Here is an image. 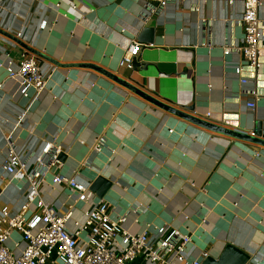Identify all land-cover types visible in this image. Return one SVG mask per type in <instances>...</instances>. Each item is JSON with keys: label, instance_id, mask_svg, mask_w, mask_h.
Wrapping results in <instances>:
<instances>
[{"label": "crops", "instance_id": "1", "mask_svg": "<svg viewBox=\"0 0 264 264\" xmlns=\"http://www.w3.org/2000/svg\"><path fill=\"white\" fill-rule=\"evenodd\" d=\"M243 13V0H182L147 19L144 0L1 3L0 207L19 213L28 192L5 171L7 136L31 161L56 139L66 160L55 173L112 183L88 202L46 180L43 197L60 215L72 212L69 229L103 199L132 233L167 226L192 234L190 258H218L231 244L251 255L247 264H264V145L243 137H261L255 127L264 118V0L261 64L244 69L248 85L235 72L241 54H224L243 44ZM134 41L138 67L121 64ZM23 45L49 75L30 98L8 75Z\"/></svg>", "mask_w": 264, "mask_h": 264}, {"label": "built area", "instance_id": "2", "mask_svg": "<svg viewBox=\"0 0 264 264\" xmlns=\"http://www.w3.org/2000/svg\"><path fill=\"white\" fill-rule=\"evenodd\" d=\"M6 1L0 0V4ZM144 1L147 19L151 13L182 0ZM262 2L243 0V44L238 47L224 46V54L237 51L242 56V62L235 66V72L241 77L243 85L253 83L243 75L244 69L249 67L257 70L261 64L263 25L259 11ZM196 11H200L199 7ZM46 24L47 21H43L41 27L44 28ZM140 51L141 43L132 42L120 63H132ZM8 75L19 81L20 93L25 98L31 97L32 90L37 94L42 91L49 77L38 58L27 50L21 54L16 68L8 67ZM2 88L3 84L0 83V98ZM250 93L253 100L248 102V106L255 109L260 95L255 89ZM25 116L24 112L19 121ZM1 119L0 115V125ZM6 140L8 159L5 171L11 180L26 181L28 192L19 213L14 214L8 206L0 207V264H134L138 259H141V264H202L208 257L204 251L201 259L190 258L193 236L188 232L167 226H158L153 233L148 230L130 232L123 226L126 216L114 218L109 202L103 199L92 205L83 222H75L74 230L69 229L67 221L72 212L60 215L43 197V185L51 176L53 184L65 185L79 200L89 202L93 198L91 184L79 181L76 176L55 173L61 166L60 155L63 152V147L56 139H45L40 152L32 161L24 159L17 152L9 135ZM101 149L99 143L94 146L97 152ZM32 206L36 210L31 211ZM14 235L19 238L15 240V246Z\"/></svg>", "mask_w": 264, "mask_h": 264}, {"label": "water", "instance_id": "3", "mask_svg": "<svg viewBox=\"0 0 264 264\" xmlns=\"http://www.w3.org/2000/svg\"><path fill=\"white\" fill-rule=\"evenodd\" d=\"M23 46L25 50L35 54V51L32 48H30L28 45H23ZM132 65L138 67V62L136 57L134 58ZM177 113H180L181 115H184L187 118H191L195 120V118H192L189 115L182 114L181 112H177ZM199 123L201 125H204V127L218 130L216 126H213L208 122L200 121ZM255 130L256 133L262 138L256 136H246V135H243V137H249V139H251L252 141L264 145V118L256 122ZM60 160L61 162H64L66 160V155L61 153ZM58 171L59 170H57V172ZM111 185H112L111 181L106 180L101 176H98L97 178L92 180L90 185V190L97 193L99 196H104V194L111 187ZM250 260H251L250 254H248L242 249L237 248L234 245L229 244L224 248V250L222 251V253L218 258L209 255L203 260L202 264H247Z\"/></svg>", "mask_w": 264, "mask_h": 264}]
</instances>
